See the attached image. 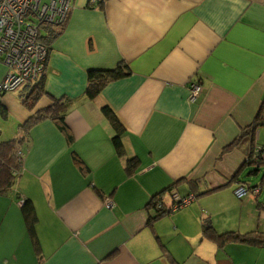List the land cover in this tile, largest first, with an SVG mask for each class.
Returning a JSON list of instances; mask_svg holds the SVG:
<instances>
[{"label": "crops", "instance_id": "obj_1", "mask_svg": "<svg viewBox=\"0 0 264 264\" xmlns=\"http://www.w3.org/2000/svg\"><path fill=\"white\" fill-rule=\"evenodd\" d=\"M97 1L73 0L33 109L34 84L0 94V142L23 137L55 100L68 104L65 122L43 119L16 145L20 169L0 193V264H264V245L203 236L205 221L219 234L264 233V187L244 176L264 146V0ZM120 65L126 76L90 99L89 71ZM6 73L0 63V84ZM106 106L124 126L125 156ZM243 183L260 194L238 199ZM161 192L168 208L174 195L196 200L150 223Z\"/></svg>", "mask_w": 264, "mask_h": 264}, {"label": "built area", "instance_id": "obj_2", "mask_svg": "<svg viewBox=\"0 0 264 264\" xmlns=\"http://www.w3.org/2000/svg\"><path fill=\"white\" fill-rule=\"evenodd\" d=\"M73 0H0V63L7 73L0 84V94L17 92L23 87L42 80L45 76L50 48L42 37L50 28H60L69 18ZM97 2V0H94ZM49 28V29H48ZM190 102L195 103L202 93L198 82L190 86ZM264 157V150L255 151ZM257 188L252 191L240 184L235 196L243 199L246 196L259 194ZM171 213L190 206L196 197L173 196Z\"/></svg>", "mask_w": 264, "mask_h": 264}, {"label": "trees", "instance_id": "obj_3", "mask_svg": "<svg viewBox=\"0 0 264 264\" xmlns=\"http://www.w3.org/2000/svg\"><path fill=\"white\" fill-rule=\"evenodd\" d=\"M65 25L66 23L60 28H50V29L48 28L49 32L48 34L46 33L45 36L42 37V41L49 46L51 41L60 34V32L63 30ZM125 69L126 68L124 65L123 66L120 65L118 68L109 71L107 70L89 71V84L87 88L88 97L90 99H95L108 83L117 81L125 77L126 76ZM45 95H47V92L45 90V82L43 77L42 80L33 87L32 91L28 93V96L25 100V105L28 108L33 109L36 103H38V101ZM67 107H68L67 103L62 102L61 100H55L53 107L39 112L27 124L22 126L21 130L23 137L20 136V138L17 141L13 140L9 142H0V193L6 192L12 186L15 179L14 172L20 169L21 155L17 153L16 145L20 144L24 140V137L28 136L29 130L32 125H35L36 123H38L43 119L51 118L53 120H59L65 122L66 119L65 113ZM103 114L105 115V117H107V119H109L110 123L112 124L116 132L115 136L113 137V144L117 153L120 156H125V149L122 141L124 126L120 118L117 116L115 111L110 106H106L103 108ZM262 123L264 124V121L262 119V113H260L256 121V125ZM262 149L264 150V146L262 147ZM259 156L260 158L257 159L255 158L251 160L250 158V160L247 163L248 165H252V166L256 165L257 167L255 170L250 171V175H253L255 172H258L260 170V167L264 166V162H261L262 159L261 153H258V156L256 157ZM137 166H138L137 158L127 159V171L129 174H132L134 170L137 168ZM237 178L238 177L235 176V179ZM243 185L248 186L247 184L244 183ZM248 187L252 191H254L255 188H259L258 186L254 187L251 185H249ZM164 193L165 192H161L152 198L150 205L154 209L155 214L152 216L151 220L149 221L150 223L171 213L170 207L169 208L166 207L163 202ZM260 207L264 209V204H261ZM22 210L28 227L29 234L35 245L38 246V238L36 233V225L38 218L32 202L26 201L25 204L23 205ZM203 236L211 240L212 242H215L218 245H223L224 243L231 241L233 239H238V241L250 245H258V246L264 245V233L250 232L245 235H239L237 233L229 232V233L219 234L210 221L204 222Z\"/></svg>", "mask_w": 264, "mask_h": 264}, {"label": "rangeland", "instance_id": "obj_4", "mask_svg": "<svg viewBox=\"0 0 264 264\" xmlns=\"http://www.w3.org/2000/svg\"><path fill=\"white\" fill-rule=\"evenodd\" d=\"M258 158H260V156L258 157ZM252 159H255V156H254V154H252V156H251V160ZM257 159V158H256ZM261 162H264V157L261 159ZM256 169V167L255 166H252L251 168H247L246 169V172L244 173V176H245V178H247L249 181H253L254 182V184H259V185H262L263 187H264V167L261 169V171L259 172V174H258V176H256V175H249V173L248 172H250V171H252V170H255ZM252 182V183H253ZM255 189H257V188H255ZM260 191H261V189L260 188H258ZM235 193V192H234ZM259 194H260V192H259ZM259 194H253V193H250V195H252L253 197H257ZM249 196V195H248ZM247 197V196H246Z\"/></svg>", "mask_w": 264, "mask_h": 264}, {"label": "bare ground", "instance_id": "obj_5", "mask_svg": "<svg viewBox=\"0 0 264 264\" xmlns=\"http://www.w3.org/2000/svg\"><path fill=\"white\" fill-rule=\"evenodd\" d=\"M50 55V54H49ZM161 206V205H160Z\"/></svg>", "mask_w": 264, "mask_h": 264}]
</instances>
